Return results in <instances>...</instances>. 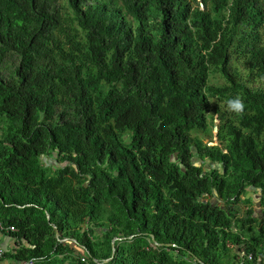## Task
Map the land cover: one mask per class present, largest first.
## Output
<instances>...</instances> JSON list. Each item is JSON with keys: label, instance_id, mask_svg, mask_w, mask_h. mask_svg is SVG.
I'll list each match as a JSON object with an SVG mask.
<instances>
[{"label": "trees", "instance_id": "obj_1", "mask_svg": "<svg viewBox=\"0 0 264 264\" xmlns=\"http://www.w3.org/2000/svg\"><path fill=\"white\" fill-rule=\"evenodd\" d=\"M0 221L17 264H264V0H0Z\"/></svg>", "mask_w": 264, "mask_h": 264}, {"label": "crops", "instance_id": "obj_2", "mask_svg": "<svg viewBox=\"0 0 264 264\" xmlns=\"http://www.w3.org/2000/svg\"><path fill=\"white\" fill-rule=\"evenodd\" d=\"M254 191L253 189L250 188V192L248 194V196L251 194L253 195ZM256 202V200H255ZM255 208V215L257 216L258 214H260V211H262V207L259 206V204H257L256 202V205L254 206ZM0 243H2L4 246L5 244H7V248L8 250H13L15 247H16V241H15V238L13 236V234H8V235H4V237L0 240ZM0 264H17V262L9 257V256H5L4 258H2L0 260Z\"/></svg>", "mask_w": 264, "mask_h": 264}, {"label": "built area", "instance_id": "obj_3", "mask_svg": "<svg viewBox=\"0 0 264 264\" xmlns=\"http://www.w3.org/2000/svg\"><path fill=\"white\" fill-rule=\"evenodd\" d=\"M17 231V228L13 224H6L3 221H0V240L4 237V235L13 234V232ZM6 249L2 243H0V260L5 256ZM252 257V255H250ZM27 264V262L25 263Z\"/></svg>", "mask_w": 264, "mask_h": 264}, {"label": "rangeland", "instance_id": "obj_4", "mask_svg": "<svg viewBox=\"0 0 264 264\" xmlns=\"http://www.w3.org/2000/svg\"><path fill=\"white\" fill-rule=\"evenodd\" d=\"M242 73L245 74L246 72L242 70ZM218 121H219V120H217V122H218ZM214 132H215V134H216V133H217V130H215ZM206 140H207V141H208V140L210 141V138L207 137ZM217 143H218V139H217V137H214L213 141L210 142V144H217ZM49 162H50V163H49L50 165H56V166H57L59 161H58V159H57V156H56V155H53V156H49ZM250 196H252V195L250 194ZM254 196H256V194H255ZM239 207L242 208V211H244V210L246 209L247 205H245V202L242 201V202H240ZM261 212H262V211H260V213H261ZM242 254H243V253H242Z\"/></svg>", "mask_w": 264, "mask_h": 264}, {"label": "clouds", "instance_id": "obj_5", "mask_svg": "<svg viewBox=\"0 0 264 264\" xmlns=\"http://www.w3.org/2000/svg\"><path fill=\"white\" fill-rule=\"evenodd\" d=\"M230 107L234 108L235 110L237 111H242L243 108H244V104L243 102L239 99V98H236L235 100L233 101H230ZM5 247V246H4ZM6 249V248H5ZM6 252H7V249H6ZM5 257V256H4ZM3 257V258H4Z\"/></svg>", "mask_w": 264, "mask_h": 264}, {"label": "water", "instance_id": "obj_6", "mask_svg": "<svg viewBox=\"0 0 264 264\" xmlns=\"http://www.w3.org/2000/svg\"><path fill=\"white\" fill-rule=\"evenodd\" d=\"M208 166V165H207ZM57 235L59 236V232L57 231ZM118 240V237H116V238H114L113 239V242H112V246H113V256H114V254H115V252H116V241ZM5 248L8 250V248H7V244H5ZM111 258H108V259H106V261H109Z\"/></svg>", "mask_w": 264, "mask_h": 264}]
</instances>
